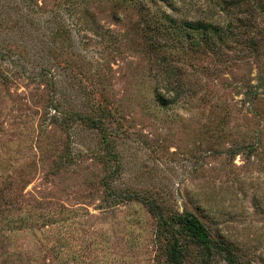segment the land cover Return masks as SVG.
Wrapping results in <instances>:
<instances>
[{"label": "rangeland", "instance_id": "obj_1", "mask_svg": "<svg viewBox=\"0 0 264 264\" xmlns=\"http://www.w3.org/2000/svg\"><path fill=\"white\" fill-rule=\"evenodd\" d=\"M233 1L0 0V264H160L150 204L264 264V12Z\"/></svg>", "mask_w": 264, "mask_h": 264}, {"label": "trees", "instance_id": "obj_2", "mask_svg": "<svg viewBox=\"0 0 264 264\" xmlns=\"http://www.w3.org/2000/svg\"><path fill=\"white\" fill-rule=\"evenodd\" d=\"M245 1H251V7H256L262 13L264 12V7L256 3L261 2V0H234L232 4L239 7ZM184 27L194 32L197 31L206 44L212 45L215 43L213 41L215 38L224 37L228 39L242 35L239 32L240 26L235 27L234 30L228 26V29L224 30L213 23L197 22L186 23ZM254 41L255 38L252 39V42ZM159 98L164 101V95L161 93H159ZM101 115L99 119L87 117V120L97 126L98 123L103 124L104 120V124H106V119L114 118L107 108L102 109ZM110 135L111 133L107 129L103 132L102 142L106 149L112 147ZM148 206L151 214L157 219V240L160 242V254L162 253L159 260L160 264H188L190 261L194 264H213L216 258L225 260L227 264H249L243 262L234 246L228 243L225 238L216 239L212 237L209 229L194 213L187 211L166 217L156 204Z\"/></svg>", "mask_w": 264, "mask_h": 264}]
</instances>
